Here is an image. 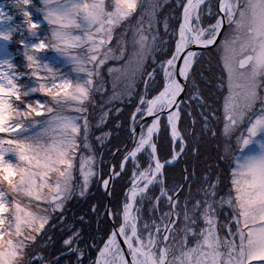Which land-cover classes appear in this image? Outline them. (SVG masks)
I'll return each instance as SVG.
<instances>
[{
	"label": "snow or ice",
	"instance_id": "6c2138e0",
	"mask_svg": "<svg viewBox=\"0 0 264 264\" xmlns=\"http://www.w3.org/2000/svg\"><path fill=\"white\" fill-rule=\"evenodd\" d=\"M0 264H264V0L0 2Z\"/></svg>",
	"mask_w": 264,
	"mask_h": 264
},
{
	"label": "trees",
	"instance_id": "16d2710c",
	"mask_svg": "<svg viewBox=\"0 0 264 264\" xmlns=\"http://www.w3.org/2000/svg\"><path fill=\"white\" fill-rule=\"evenodd\" d=\"M165 11H167V9H165ZM205 67H207V66H205ZM205 74L207 76H209V77L214 75V73H209V72H206ZM142 87H143V85H141V88ZM205 91L207 93L208 91H210V88L206 89ZM200 151H201V155L202 156H207V155L214 156L215 155V142L214 141H205V142H203L202 145H201ZM95 195L97 197H99V193H95Z\"/></svg>",
	"mask_w": 264,
	"mask_h": 264
},
{
	"label": "rangeland",
	"instance_id": "374dc122",
	"mask_svg": "<svg viewBox=\"0 0 264 264\" xmlns=\"http://www.w3.org/2000/svg\"><path fill=\"white\" fill-rule=\"evenodd\" d=\"M0 2H4V3H6L7 2V0H0ZM164 2V0H161V3H163ZM9 51H12L13 53H15V47L14 46H10L9 47ZM50 55H52V54H50ZM110 87V86H109ZM42 98V97H41Z\"/></svg>",
	"mask_w": 264,
	"mask_h": 264
}]
</instances>
